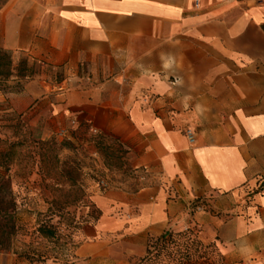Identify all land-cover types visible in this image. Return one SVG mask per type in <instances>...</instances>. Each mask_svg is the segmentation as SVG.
Returning <instances> with one entry per match:
<instances>
[{
    "label": "crops",
    "instance_id": "1",
    "mask_svg": "<svg viewBox=\"0 0 264 264\" xmlns=\"http://www.w3.org/2000/svg\"><path fill=\"white\" fill-rule=\"evenodd\" d=\"M0 47L62 67L52 122L113 132L148 177L95 195L78 259L128 264L193 229L264 264V0H0Z\"/></svg>",
    "mask_w": 264,
    "mask_h": 264
},
{
    "label": "rangeland",
    "instance_id": "2",
    "mask_svg": "<svg viewBox=\"0 0 264 264\" xmlns=\"http://www.w3.org/2000/svg\"><path fill=\"white\" fill-rule=\"evenodd\" d=\"M8 55L13 61L12 76H0V139L18 141L17 123H22L26 138L23 146H18L21 153H16L10 171L17 230L0 250V264H85L75 249L82 226L97 217L95 195L110 187L137 189L148 177L134 165L132 144L113 132L86 121L52 122V104L61 102L65 96L59 94L70 82L65 81L68 75L62 67L25 52L11 50ZM2 69L6 71L9 65ZM89 73L84 66L80 69L84 77L75 81L88 87ZM5 145L0 141V149ZM42 225L49 229L48 235L39 230ZM189 230L192 239L200 240L195 230ZM179 238L178 242L185 239ZM154 242L144 255L130 259L128 264H166L162 254L156 257L159 247ZM205 244H209V258L195 264H228L215 243Z\"/></svg>",
    "mask_w": 264,
    "mask_h": 264
},
{
    "label": "trees",
    "instance_id": "3",
    "mask_svg": "<svg viewBox=\"0 0 264 264\" xmlns=\"http://www.w3.org/2000/svg\"><path fill=\"white\" fill-rule=\"evenodd\" d=\"M9 51L11 50L2 47L0 48V76H4L5 78H9L12 76V69H10V66L12 65L13 61L8 55ZM4 65H9V69H7L6 71L3 70L2 68ZM16 128L19 130L20 136L18 141H12L9 137L4 140L0 139V141H4L6 144V147L0 149V250L5 248V241L9 240L17 230V202L12 188V176L10 174V171L13 162L17 160L16 153H21L19 151L20 149H18V146H23L26 138V132L23 129L22 123H17ZM51 143L59 144L60 146L66 144L65 142ZM99 216L100 211L98 210L96 219L90 223H95ZM39 230L47 235L50 232L49 229H47L43 225ZM175 231L180 230L169 229L161 236L157 238H151L148 242L147 248L149 247L151 242L155 241L154 243L156 245V248L157 246L159 247V250L156 253V257H159V255L161 256L162 254V260H164L166 257V264H195L196 261H199L201 259L208 260L209 255L206 249L209 247V244L207 245L203 243L200 238L199 239L201 241L196 238L192 239V231L189 229H187V231L183 233H178ZM179 237H185L184 241L178 242L177 238L180 240ZM171 244H173L172 247ZM148 253L150 254L151 252H149L148 250ZM148 258L149 255L147 259Z\"/></svg>",
    "mask_w": 264,
    "mask_h": 264
},
{
    "label": "built area",
    "instance_id": "4",
    "mask_svg": "<svg viewBox=\"0 0 264 264\" xmlns=\"http://www.w3.org/2000/svg\"><path fill=\"white\" fill-rule=\"evenodd\" d=\"M195 2H196V5H199V3H200V0H195ZM188 136H189V139L191 140V141H194V134H193V132L191 131V130H189L188 131Z\"/></svg>",
    "mask_w": 264,
    "mask_h": 264
}]
</instances>
